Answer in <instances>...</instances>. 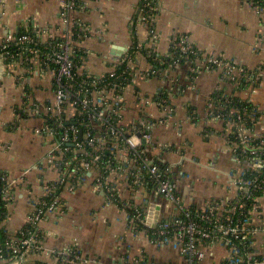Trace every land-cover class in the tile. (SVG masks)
<instances>
[{"label":"crops","instance_id":"obj_1","mask_svg":"<svg viewBox=\"0 0 264 264\" xmlns=\"http://www.w3.org/2000/svg\"><path fill=\"white\" fill-rule=\"evenodd\" d=\"M155 2L159 6L155 24L160 36L155 48L159 56L170 58L173 37L186 34L199 51L218 54L249 71L258 70L264 64V14L259 16L243 0ZM79 3L72 17L93 31L89 37L77 42L87 53L79 74L97 78L106 76L117 58H123L131 46L133 27L132 36L149 48L151 36L146 26L139 21L134 25L131 23L137 14L139 0H79ZM59 10V0H4L0 43L10 33L31 28L36 29L44 41L63 39L67 28ZM150 68L151 64L144 56H139L131 66L133 73ZM11 73L0 70V175L8 176L13 182V199L2 226L15 237L27 226L35 204L45 197L46 184L57 180L58 175L47 163L50 150L47 140L34 133L36 128L43 126L45 117L22 113L27 102V84H18ZM137 77L124 90L125 123L132 124L144 117L157 122L155 140L169 151L154 149L150 156L172 166V178L183 202L189 207H202L209 200L234 197L230 177L235 169L233 154L222 125L207 123L208 103L222 80L221 73L203 71L191 77L190 70L183 65L159 72L158 76L149 79ZM171 86L176 88L173 113L166 116L156 98ZM222 87L227 94L240 97L264 111V74L254 94L229 83ZM28 88L33 98L42 104L53 100V75L31 76ZM92 179L93 175L87 174L74 193L61 191L65 212L39 224L42 251L29 255L28 264H61L53 252L71 246L83 256L78 264H136L137 261L180 264L176 249H161L145 233L131 232L126 212L116 204L108 203L105 193L95 190ZM118 184L122 197L147 210L151 218L154 219L157 211L159 221L176 216L174 204L157 196L150 188L135 193L124 183ZM255 225L261 231L256 236L254 249L263 257L264 198ZM206 251L207 258L202 264H225L227 252L223 247L209 246Z\"/></svg>","mask_w":264,"mask_h":264},{"label":"built area","instance_id":"obj_2","mask_svg":"<svg viewBox=\"0 0 264 264\" xmlns=\"http://www.w3.org/2000/svg\"><path fill=\"white\" fill-rule=\"evenodd\" d=\"M245 1L257 9L258 14H264V0ZM61 3L65 6L62 16L69 27L68 36L62 39L63 42L52 44V40L44 41L34 29L35 36L30 35L28 30L21 36L20 32L10 33L0 43V70L3 73L11 71L13 76L12 68L16 67V70H20L14 76L16 82L22 86L27 84V102L23 105L22 113L30 117H45L43 126L36 128L34 133L39 137L51 138L54 147L47 157V163L58 175L57 180L46 184L45 197L35 204L27 226L20 232L21 237H13L5 248L0 245V264H28L29 255L42 251V241L38 238L39 224L50 217L57 218L64 214L61 191L74 193L87 174L93 175L95 190L104 192L107 202L116 204L126 212L129 229L133 233H145L161 249H176L180 264H202L207 258L206 248L215 245L226 250L225 264H264V256L261 257L254 249L256 236L261 231L255 221L261 215L264 198V111L255 108L252 110L254 112L249 113L246 108H231L234 95L227 94L222 87L229 83L235 88L246 86L250 93H256L264 74V64L258 70L249 71L221 57L199 51L185 35L173 40V61L168 69L187 66L191 77L205 70L221 73L222 80L215 93L221 95L210 98L207 123L222 125L235 162L230 176L234 197L221 201L209 200L202 207H189L177 192L172 166L164 165L162 172L157 160L150 156L154 149H164L155 140L157 122L150 117L128 125L124 122L127 109L124 90L135 82L137 76L149 79L159 74L152 63L149 71L136 70L133 73L131 70L132 64L143 56L141 49L146 46L140 44L134 35L125 56L117 59L108 73L114 79L110 82L91 74H80L85 77L77 79L80 68L76 65L77 53L85 50L75 43L83 41L92 32L71 16L80 6L79 0H63ZM158 8L155 0H141L136 19L132 22L134 25L140 21L149 26L154 35V47H146L148 55L144 57L155 62L157 59L154 55H158L155 49ZM3 10L4 0H0V21ZM135 44L137 50L131 54ZM125 63L126 70L118 75V67ZM127 71H130L129 79H123L125 84L118 83V79L125 76ZM46 73L53 75L54 98L42 104L33 98L32 91L27 90L31 76ZM175 92V86H171L156 98L167 116L173 113ZM164 150L169 151L168 148ZM1 181L4 183L3 194L8 208L13 199V182L8 176H2ZM118 183H124L135 193L150 188L157 196L174 204L176 216L164 221L151 218L147 210L122 197ZM151 229L154 231L149 234ZM5 252L10 257L5 258ZM53 254L61 264H78L83 260L75 246L54 251Z\"/></svg>","mask_w":264,"mask_h":264},{"label":"trees","instance_id":"obj_3","mask_svg":"<svg viewBox=\"0 0 264 264\" xmlns=\"http://www.w3.org/2000/svg\"><path fill=\"white\" fill-rule=\"evenodd\" d=\"M134 19H136V16L134 17ZM26 30H28L31 33V34L29 33L30 35L35 36L34 33H33V30H34L33 28L26 29ZM26 30L25 29H22L20 31V36L23 35V34H26ZM60 42H63L62 39H56V40L51 41L52 44H56V43H60ZM134 46L135 47L131 50V54H133L137 50V48H136L137 47V44H135ZM141 51H142V55L145 56V57H147L148 50H146V47H144L143 49H141ZM77 56L78 57L76 59V65H77V67H81L82 64L84 63V60H85V58L87 56V53H85L84 51H80V52L77 53ZM154 58L157 59L156 62L153 59H150V58H148V61H149V63H152L154 65L155 69L158 72H163L164 70H167L168 69V66L173 61L172 56L170 58H166V57H161V56H158V55L157 56L154 55ZM162 63H165V64H162ZM126 67H127L126 63L123 64L122 66L118 67L117 74L118 75H121L122 72H124L126 70ZM129 72L130 71H127L126 74H125V76H123L122 78L118 79L117 82L118 83H122L123 82V84H125V82H124L123 79L125 77H127L129 79V74H130ZM83 77H85V76H82L79 73H77V79H82ZM103 78H105V80H108V82L114 80V79H111L109 77V74H107ZM128 83L129 82L127 81V84ZM243 85H245V84H243ZM245 88H246V86H241L240 87V89H242V90H244ZM27 91H31V90L28 89ZM218 95H221V94H219V93L214 94V97L216 98V97H218ZM230 107L231 108H235V109L246 108L249 111V113L254 112L252 110H254L256 108L250 102L245 101V100L241 99L240 97H235V96L231 99ZM157 165L160 167V169H161L162 172L165 170V166L161 162H158L157 161ZM1 176L2 175H0V245H1L2 248H5L6 245H7V243L12 240L13 236H10L8 234L6 228L2 226L3 222L6 220V218L8 216V208L6 207V201L4 200V194H3V191H4V183L1 181ZM13 193H14V190L12 189L11 190V195H13ZM153 231L154 230L151 229L149 231V234H151ZM16 236L17 237H21V233L20 234H17ZM38 238L40 240H43V237H42L41 234H40V236ZM4 256H5V258L10 257L7 252H5V255Z\"/></svg>","mask_w":264,"mask_h":264},{"label":"rangeland","instance_id":"obj_4","mask_svg":"<svg viewBox=\"0 0 264 264\" xmlns=\"http://www.w3.org/2000/svg\"><path fill=\"white\" fill-rule=\"evenodd\" d=\"M61 1H63V0H59V8H60V10H59V14H60V18H61V20L65 23V25H66V28L68 27V25H67V23L65 22V18L62 16V13H63V11H64V9H65V6L61 3ZM246 4H248L256 13H257V9H255L254 7H252L251 6V4L250 3H248V2H246L245 0H243ZM140 2H141V0H139V4H138V7H139V5H140ZM138 7H137V11H138ZM137 11H136V13H137ZM158 12H159V8H158ZM74 13V12H73ZM72 13V14H73ZM72 14H71V16H72ZM258 14V13H257ZM259 16H261L260 14H258ZM263 15V14H262ZM157 18H158V13H157V17L155 18V22H157ZM133 22V19L131 20V23ZM140 22V21H139ZM141 23V22H140ZM141 24H143L144 26H146V28H147V30H148V34L151 36V42H150V44H149V48H153L154 46H153V42H152V40H153V38H154V35L152 34V32H151V30H150V28H149V26L147 25V24H145V23H141ZM133 25V24H132ZM68 29H69V27H68ZM91 30V29H90ZM91 34H93V31L91 30ZM68 33V32H67ZM156 34H157V40H156V46H157V41L159 40V33L157 32V30H156ZM133 28L131 29V37L133 38ZM180 35H185V36H187L188 37V40H189V42L192 44V45H195L194 44V42L191 40V38H190V36H188V35H186V34H180ZM68 35L66 34L65 35V37L64 38H66ZM178 35H176V36H174L173 37V40L177 37ZM69 37H71V35L69 34ZM63 38V39H64ZM173 40H172V47H171V49L173 48ZM263 40H261V42H262ZM260 43V42H259ZM75 44H77L78 45V43L76 42ZM155 46V47H156ZM130 47V46H129ZM126 54V53H125ZM125 54H124V56H125ZM209 55V54H208ZM211 55V54H210ZM211 56H216V57H221L220 55H218V54H212ZM222 58V57H221ZM118 59V58H117ZM16 67H13L12 69L14 70V73H15V75H18L20 72L18 71V70H16L15 69ZM150 69H148V70H146V71H149ZM143 71V70H142ZM111 72V71H110ZM205 72H211L210 70H205ZM15 75H13V77L15 76ZM15 78V77H14ZM139 78H142V79H144L142 76H139ZM138 80V79H137ZM126 99V98H125ZM147 101H145V103H146ZM147 104H149V101L147 102ZM125 116H126V112H124V122H125ZM167 116V115H166ZM210 123V122H209ZM39 137V136H38ZM41 138V137H40ZM46 140H47V142H48V145H49V148H50V150H49V153H48V155L53 151V147H54V145H53V143H51V138H45ZM234 166H235V164H234ZM96 191H98V190H96ZM66 192H68V191H66ZM69 193H71V192H69ZM108 203H110V202H108ZM123 211V210H122ZM126 216H127V214H126ZM29 219V218H28ZM28 223V222H27ZM130 231L132 232V230L130 229Z\"/></svg>","mask_w":264,"mask_h":264},{"label":"water","instance_id":"obj_5","mask_svg":"<svg viewBox=\"0 0 264 264\" xmlns=\"http://www.w3.org/2000/svg\"><path fill=\"white\" fill-rule=\"evenodd\" d=\"M69 124H73V123H69ZM81 132H82V131H81ZM81 134H82V133H81ZM157 213H158V211H157L156 214L154 215L155 220L158 219ZM152 215H153V214H152Z\"/></svg>","mask_w":264,"mask_h":264}]
</instances>
